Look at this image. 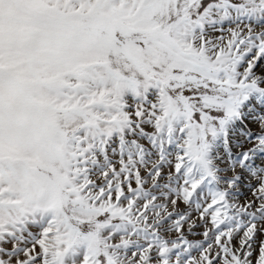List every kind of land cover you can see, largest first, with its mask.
<instances>
[{
    "label": "snow or ice",
    "instance_id": "snow-or-ice-1",
    "mask_svg": "<svg viewBox=\"0 0 264 264\" xmlns=\"http://www.w3.org/2000/svg\"><path fill=\"white\" fill-rule=\"evenodd\" d=\"M0 264H264V0H0Z\"/></svg>",
    "mask_w": 264,
    "mask_h": 264
}]
</instances>
